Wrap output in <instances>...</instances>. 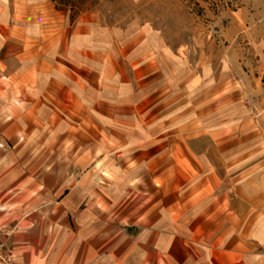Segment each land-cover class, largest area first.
Masks as SVG:
<instances>
[{
    "label": "crops",
    "instance_id": "crops-1",
    "mask_svg": "<svg viewBox=\"0 0 264 264\" xmlns=\"http://www.w3.org/2000/svg\"><path fill=\"white\" fill-rule=\"evenodd\" d=\"M117 43L73 32L66 57L62 41L40 57H1L0 236L15 264H139L142 253L151 264L156 248L167 253L169 196L154 190L170 189L172 141L195 171L186 189H225L226 203L237 190L242 220L264 222V51L258 66L217 72L203 96L211 71H172L157 59L172 56L152 43L141 65L129 62L133 79ZM114 159L135 176L120 189L143 194L124 198L106 182ZM243 235L238 249L222 248L227 264L252 245L262 263L264 232Z\"/></svg>",
    "mask_w": 264,
    "mask_h": 264
},
{
    "label": "rangeland",
    "instance_id": "rangeland-1",
    "mask_svg": "<svg viewBox=\"0 0 264 264\" xmlns=\"http://www.w3.org/2000/svg\"><path fill=\"white\" fill-rule=\"evenodd\" d=\"M33 24L37 30L30 29ZM99 31L106 34L108 42L117 39V48L127 62L124 68L127 66L132 76L129 62L133 61L135 67L141 65L154 51L152 43L161 53L164 47L172 56L157 57L160 64L172 71H211L212 75L203 80V96H207L217 72L259 65L256 52L264 51V0H0V70L1 57H40L58 41H62L58 53L66 57V45L73 32L97 35ZM35 33L40 36H34ZM243 57L247 59L244 61ZM194 78L195 74L189 80ZM185 128H194V122ZM178 130L172 126V133ZM178 144L171 143L170 189H163L161 184L154 190L156 197L169 198L170 230L174 236L169 251L163 253L156 248L149 255V263L227 264V254L222 250L226 242L238 249L243 231L264 232V222L242 220L248 209L237 190L233 201L226 203L227 195L232 194L225 189L204 190L202 194L186 189L188 178L195 171L188 164H180ZM116 159L111 161L112 170L107 168L106 182H116V192L118 196L122 192L124 198L143 194L142 190L130 187L120 189L121 184L128 185L135 176L116 167ZM167 176L156 172L153 178L162 183ZM259 250L253 245L246 247L245 253L235 254L234 264H264V259L259 263ZM139 261L147 264V255L140 254Z\"/></svg>",
    "mask_w": 264,
    "mask_h": 264
},
{
    "label": "built area",
    "instance_id": "built-area-1",
    "mask_svg": "<svg viewBox=\"0 0 264 264\" xmlns=\"http://www.w3.org/2000/svg\"><path fill=\"white\" fill-rule=\"evenodd\" d=\"M249 102V101H247ZM0 264H15V255L8 243L0 236Z\"/></svg>",
    "mask_w": 264,
    "mask_h": 264
}]
</instances>
